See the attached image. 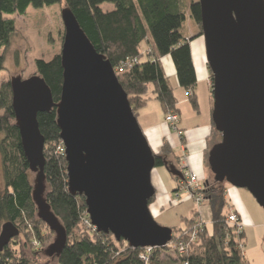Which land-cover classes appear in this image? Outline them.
<instances>
[{"label": "water", "instance_id": "95a60500", "mask_svg": "<svg viewBox=\"0 0 264 264\" xmlns=\"http://www.w3.org/2000/svg\"><path fill=\"white\" fill-rule=\"evenodd\" d=\"M206 56L213 76L212 120L222 139L208 153L217 181L247 189L264 209V0H199ZM61 98L40 75L11 79L13 109L22 146L36 173L33 199L55 239L46 255L59 256L67 232L45 198V137L38 116L57 108V124L68 162V187L84 195L99 232L131 247H165L173 228L157 222L156 154L135 115L111 61L100 53L73 12L62 11ZM165 167L184 180L166 160ZM20 234L2 225L0 251Z\"/></svg>", "mask_w": 264, "mask_h": 264}, {"label": "trees", "instance_id": "16d2710c", "mask_svg": "<svg viewBox=\"0 0 264 264\" xmlns=\"http://www.w3.org/2000/svg\"><path fill=\"white\" fill-rule=\"evenodd\" d=\"M61 1L77 17L95 48L111 61L137 117L139 110L153 98L161 104L165 122L171 112L180 115L177 97L160 62L166 55L175 63L179 85L188 91L192 108L200 112L196 93L198 78L191 51L193 37H189L187 30V21L191 18L203 35L199 1L188 5L186 0H0V77L5 70L4 49L17 30L15 20L9 15L25 16L30 7H49ZM104 3H112L114 8L105 10ZM145 43L149 48L144 47ZM36 69L58 103L63 84L61 53L49 60L38 58ZM210 80L212 91L211 71ZM57 119L56 107L38 116L46 139L45 198L67 232L62 253L48 256L46 249L53 243L55 232L39 218L33 199L32 171L16 125L11 80L0 83L3 179L0 181V224L14 223L20 229L15 239L21 233L26 239L23 243L14 240L5 246L0 251V264H41V254L56 258L55 264H162L164 252H174L179 264H249L243 242L244 226L238 232L237 226L228 221L233 209L227 199L228 182L216 180L208 157L210 176L203 181V202L211 207L212 232L201 220L200 211L184 217L186 227L173 233L172 241L165 247L134 248L125 240L118 241L112 233L99 232L90 221L85 196L69 191L68 162L59 149L63 142ZM180 137L183 140V133ZM173 152L170 143L165 142L156 154V166H164ZM180 242L186 246L185 252H180Z\"/></svg>", "mask_w": 264, "mask_h": 264}, {"label": "rangeland", "instance_id": "374dc122", "mask_svg": "<svg viewBox=\"0 0 264 264\" xmlns=\"http://www.w3.org/2000/svg\"><path fill=\"white\" fill-rule=\"evenodd\" d=\"M193 1L199 0H186L188 5H190ZM65 6V2L61 1L60 3L49 7H30L25 16H18L16 14L9 15L15 20L17 30L12 37L10 44L4 49L5 70L1 74L0 83L11 80L13 77L21 76L23 79H27L33 75H36V60L38 58H45L49 60L56 54L61 53L65 31L62 19V11ZM102 7L105 10H110L114 8V4L104 3ZM144 47L149 48L147 43L144 44ZM188 107L191 109L189 103L183 105L182 111L184 114L187 113L186 109ZM148 108L150 113H154L155 110L158 112V114L160 112L162 113L160 103L156 100L149 101ZM167 127L166 129L172 134L175 140L173 142L174 152L168 156L167 161H169L170 158H173L172 162L175 160L179 163V156L183 154L179 147L181 137L179 132L177 133V131L172 130L173 128H171L168 124ZM218 135L220 136L219 140H221V134L219 133ZM1 137L2 134H0V138ZM157 149L159 150L156 152H159L161 151L162 147L160 149V147L157 146L156 150ZM155 171H158L160 178L167 184V187L170 189L173 187L174 189L179 188L180 184L170 173L168 168L165 166H159ZM31 177L34 182L36 173L32 172ZM2 180L0 154V181L2 182ZM183 186L184 185H182V187ZM227 186L234 187L229 183H227ZM234 188L241 192L242 201L250 215L253 217L256 225L246 228V233L243 238V242L245 243L246 260L249 264H264V209L258 204L254 196L247 189L237 187ZM185 195L186 193L183 192L181 197L184 198ZM155 200L156 197L151 202V205ZM195 211H200L201 220L206 224L209 231L212 232L213 226L211 222L212 214L210 205L207 202H202L199 205L193 198L179 202V204H174L155 219L161 225L173 228V231L175 228L173 233L176 234L180 228L186 227V221L184 220V217H191ZM3 224L4 223L0 224V233ZM24 238L25 236H23L21 233L19 238H14L11 242L17 240L18 242L23 243V241L26 242V239ZM34 244L36 245L37 242H34ZM13 245L15 246L16 244L13 243ZM25 245H27V251H30L28 244ZM39 260L41 264L56 263V258L48 257L44 254L39 256ZM162 264H179L176 259V254L174 252H164L162 255Z\"/></svg>", "mask_w": 264, "mask_h": 264}, {"label": "crops", "instance_id": "0c3cea01", "mask_svg": "<svg viewBox=\"0 0 264 264\" xmlns=\"http://www.w3.org/2000/svg\"><path fill=\"white\" fill-rule=\"evenodd\" d=\"M187 30L189 37H193L191 40V51L198 78L196 93L199 99L200 112H195L188 99V91L180 87L175 63L172 57L170 55L161 57V65L177 97L178 107L180 110V122L178 124V128L177 130H172L177 131V133H183V142L180 139L179 143V147L183 154L179 156V163L175 160L172 162L173 158H170L169 164H174L182 172H185V170H190L197 173L201 182H203L210 176V171L207 167V153L214 144L220 141V136L218 135L219 133L214 127L212 120L214 102L212 100L213 97L211 91L210 71L206 56L205 39L204 36L200 34L198 26L191 18H189L187 21ZM151 100L156 99L153 98ZM186 103L190 104L191 109L188 107L186 109L187 113L184 114L182 107ZM160 108L162 109L161 104ZM138 120L150 144L151 141L149 133H154L158 136L157 146L160 147V149L165 142H169L173 148V142L175 140L172 134L166 129L167 123L165 122L163 110L162 113L160 112L159 114L156 112V110L154 113H150L147 104L144 108L139 110ZM158 150L159 149H154V151ZM155 170L156 168L152 173L153 183L156 188V193L159 192V190L160 192L156 194V200L152 205L150 204V208L153 216L158 218L159 215H161L166 209L170 208L174 204H179V202L189 200L193 197L186 190L182 189V183L184 180H181L179 177H175L173 175L180 185L178 189H174V187L170 189L160 178L158 171ZM183 192L186 193L184 198L181 197ZM227 199L230 203V206L240 215L244 224L245 233L246 228L250 226H256L253 217L250 215L242 201L241 192L238 189L227 186Z\"/></svg>", "mask_w": 264, "mask_h": 264}, {"label": "built area", "instance_id": "2783aa9c", "mask_svg": "<svg viewBox=\"0 0 264 264\" xmlns=\"http://www.w3.org/2000/svg\"><path fill=\"white\" fill-rule=\"evenodd\" d=\"M179 122H180V116L177 113L171 112L166 116V123L175 130H177ZM179 134L181 135V132H179ZM60 151L65 153L64 144H62V146L60 147ZM184 177L185 179L182 183L184 186L182 187V189L190 193L193 199H195V201L200 205L204 200L203 182H201L197 173L190 171V170H185ZM228 221L231 224H234L237 226L238 232L242 231L243 226H244L243 221L240 215L234 209L230 211V214L228 216ZM178 246H179L180 252L186 251V246L183 243L180 242Z\"/></svg>", "mask_w": 264, "mask_h": 264}, {"label": "bare ground", "instance_id": "6f19581e", "mask_svg": "<svg viewBox=\"0 0 264 264\" xmlns=\"http://www.w3.org/2000/svg\"><path fill=\"white\" fill-rule=\"evenodd\" d=\"M149 135H150L149 137H150L151 145L153 149H156L158 144V136L154 133H149Z\"/></svg>", "mask_w": 264, "mask_h": 264}]
</instances>
